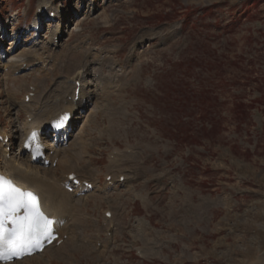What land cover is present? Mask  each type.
Here are the masks:
<instances>
[{
  "label": "rangeland",
  "instance_id": "rangeland-1",
  "mask_svg": "<svg viewBox=\"0 0 264 264\" xmlns=\"http://www.w3.org/2000/svg\"><path fill=\"white\" fill-rule=\"evenodd\" d=\"M42 2L59 23L39 17ZM25 55L45 64L3 75ZM76 63L89 99L58 147H86L77 169L94 187L69 194L89 251L20 264H264V0H0L8 156L28 118L27 87L70 93ZM112 153L127 161L123 182L107 171ZM58 158L35 170L58 178Z\"/></svg>",
  "mask_w": 264,
  "mask_h": 264
},
{
  "label": "bare ground",
  "instance_id": "bare-ground-1",
  "mask_svg": "<svg viewBox=\"0 0 264 264\" xmlns=\"http://www.w3.org/2000/svg\"><path fill=\"white\" fill-rule=\"evenodd\" d=\"M51 4H52V2H51ZM39 5L40 6L38 8L40 10V9H42V7L45 6V2H42ZM49 6H50V4H49ZM49 8L50 7H48V9ZM56 9L57 8H55L54 10H56ZM48 12L50 13L51 11H48ZM56 16H57V13H56ZM57 17H59V16H57ZM56 29L58 30L59 27H56ZM58 32H59V30H58ZM52 38L56 39L57 38L56 34H54V36H52ZM50 41L55 42L54 40H50ZM50 44H51V42H50ZM28 57L29 56H26V58L23 57V59H21L20 63L16 64V65H14V63L4 64L3 68H2V71L4 72L3 75L6 77H12L13 73L16 71H20V72L22 71L23 72V71H26L27 69H29L30 67H32L33 65H38V64L44 62L43 60H40V59L39 60L35 59L36 60L35 61V60H32ZM24 62L26 63V66H25L26 68H23V66H22V64ZM43 64H45V62ZM76 67H77V69L78 68H80V69H78L76 71V73L72 76L71 81H68L69 87L72 86L70 93H68L69 91H67L68 90L67 88L63 89L64 91H60L59 93H57V92H56V94L54 93V95L51 94L52 92H54V90L52 92H49L51 90L43 91L42 88L44 87V81L42 82L41 85L40 84H36L35 86L31 85V86L27 87L28 90L25 89V90H27V92H26V95L24 96V98L26 96H29V101L27 103H24V100H23V104H24L25 112L28 114V116H27L28 118L26 119V122L24 123V126L22 128L20 146H18L15 149L16 152L13 151L14 155L11 154L9 156V158L12 159L11 161H8L5 158L6 153H7L6 147L8 146L9 142H8V144H1L0 143V175L6 176L13 183H15L18 187L25 189V190H28V191H31L37 196V198L39 199V202H40L41 209L44 212V214L46 215V218H48L49 220H51L54 223V227L56 229V232L59 234L58 240L62 239L63 235H66L68 233L70 236L66 241H62L61 244L59 245V247H56L55 243L53 242L52 245H50L49 247L44 249L40 254L33 255L31 257H28V258H24L20 261L13 262L15 264L24 263L26 260H29V259H32L35 257L37 259V257H39L45 253H48V255H50L51 257H53L55 259L63 258V259L67 260L69 257L75 256L74 254L76 252H79L80 250L81 251L87 250L88 246H89V245L84 246L82 243H80L79 234L76 235V230H78V228L80 227V221H82L83 218L80 217V215H78L79 211H80V207L72 201V197H74L76 195V192L88 191L86 188H84L82 183L83 184H92V186L94 187L92 181H90L88 179V177H92V175H93L92 173H90V170L89 169L86 170L84 168L85 171L83 173L82 171L84 169H82L81 171L79 168L77 169V167H79L81 165V162H82L81 157L83 155L80 157V154L83 153L84 151H86L85 150L86 147L84 146L82 150L79 149L75 152H71L69 150L68 151H61L58 148L59 143H57L56 149H52V147L47 149V154H46L45 160L48 161L50 164L53 163L55 161V159L60 156V158H58V164H57L59 175H60L58 178H54V176L53 177L50 176L49 172L47 170L46 171L44 170L43 173L39 170H35V166H34L35 164H32L29 162L28 157L25 156V153L23 152V150L21 148L22 140L24 139V137L28 136L31 132H33L34 135L40 137L43 140L47 139L48 137L53 138L52 134L48 131V126L51 123V121L57 119L60 115H62L64 113H70L72 115V120H71V123L69 124V127L70 128L72 127V125L74 124V120L76 119V116H74V115H76L77 111L83 107V101L86 103L87 100L89 99V94L83 88L84 84L82 86V83H84L85 74L87 72L86 67H84V66L80 67V65L78 63H76V64L69 65L66 68H67L68 72H71L72 70H75ZM94 70L95 69H93V70L91 69L89 72H91L92 75H95V74H97L96 73L97 71L96 70L94 71ZM86 75H89V73L87 72ZM37 82H39V81H37ZM75 83L79 84L78 85L79 93H78V100L77 101L74 100L76 97V90L78 88L75 85ZM58 86H60V84ZM58 91H59V88H58ZM28 119H30L29 122H28ZM86 122L85 121L83 122L84 124H82L81 132L85 129ZM1 132H4V131H1ZM1 132H0V136L2 137V139H4L5 137H8L10 139V137L5 134L6 132L5 133H1ZM67 136H68V133L65 134L63 137L58 136L55 139H56V141H59L60 139L66 138ZM70 137L71 136L69 135V138ZM63 141H64V139H63ZM73 143H76V140L73 141ZM73 143L71 144V148L76 147V145L73 146ZM126 149H130V148H126ZM51 151H52V153L50 155ZM131 152H132V149H130L129 152L126 151L124 153L131 154ZM22 157H23V161L20 160V159H22ZM19 160H20V162H18ZM16 162H17V165L14 164L16 166L12 165V163H16ZM126 163H127V161L125 159L121 160L118 157V155H115V153H112V159H111L110 165L108 166L107 171H109L115 175L117 173L122 172V174H119L118 177L119 176L123 177V180L127 179V178H129V174H126V173H129L130 171L125 172V169L124 168L122 169V166L125 165ZM126 169L129 170V168H126ZM136 171L137 170H135V172ZM137 172H136V174H137ZM108 173H107V175H108ZM72 174H74L76 176V179L79 182L78 186L72 187V184L70 182H68V176L72 175ZM110 180H112V179L110 178ZM116 181L119 182L118 180H116ZM61 184H63L62 188L64 187V185H67V187H70V188H74L75 189L74 190V196L70 195L66 190H63L61 188ZM76 200H79V199H76ZM109 211L110 210L105 211V213L108 212L111 214L110 221H108L109 222L108 227L111 225L112 226L115 225L112 222V220H113L112 215L114 214V211H113V213H111V211L110 212ZM77 215H78V217H77ZM116 217H117V215H116ZM115 220H114V222H115ZM60 223H63V224L60 225ZM83 231H84V229H83ZM73 237H75L76 239ZM74 239H75V241H74ZM81 241H82V238H81ZM96 241L97 240L95 239L94 242H96ZM90 242L93 243L92 241H90ZM105 242L106 243L108 242L107 239ZM89 249H90V247H89ZM87 251H89V250H87ZM86 255H87V253H86Z\"/></svg>",
  "mask_w": 264,
  "mask_h": 264
},
{
  "label": "snow or ice",
  "instance_id": "snow-or-ice-1",
  "mask_svg": "<svg viewBox=\"0 0 264 264\" xmlns=\"http://www.w3.org/2000/svg\"><path fill=\"white\" fill-rule=\"evenodd\" d=\"M23 211V216L17 213ZM13 225L6 229L5 223ZM52 221L36 209L35 197L0 177V260L21 258L51 237Z\"/></svg>",
  "mask_w": 264,
  "mask_h": 264
}]
</instances>
